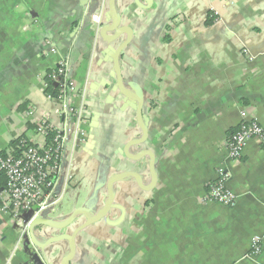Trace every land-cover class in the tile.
<instances>
[{
    "label": "crops",
    "instance_id": "0c3cea01",
    "mask_svg": "<svg viewBox=\"0 0 264 264\" xmlns=\"http://www.w3.org/2000/svg\"><path fill=\"white\" fill-rule=\"evenodd\" d=\"M98 6L99 0H0V153L21 136L37 142L42 119L61 124L42 81L63 57L77 91L72 106L82 101L89 138L83 148L66 145L59 200L31 240L19 242L13 220L0 212V264H61L67 240L36 246L71 236L99 214L108 181L124 173L139 181L129 175L112 185L111 209L76 235L69 264H264V146L250 140L242 159L226 164L232 207L202 202L241 111L264 128V0H113L118 26L132 34L118 70L126 89L142 93L147 134L127 150L132 159L123 149L142 136L137 104L119 93L110 51L128 36L106 43L114 35L99 33L111 24L108 0L99 26L86 16ZM143 151L153 155L154 184ZM68 185L77 195L67 190L61 197ZM77 211L86 214L64 229L47 227ZM256 237L261 254L244 258Z\"/></svg>",
    "mask_w": 264,
    "mask_h": 264
},
{
    "label": "built area",
    "instance_id": "2783aa9c",
    "mask_svg": "<svg viewBox=\"0 0 264 264\" xmlns=\"http://www.w3.org/2000/svg\"><path fill=\"white\" fill-rule=\"evenodd\" d=\"M107 0H99L98 8L86 16L96 25H100ZM49 53L56 49L48 41H44ZM246 53V51H243ZM253 60L252 57L248 58ZM44 91L55 87V94L46 93L47 100L58 104L55 114L61 124L52 126L45 119L36 123L35 131L39 140L35 143L21 142L24 148L20 155L12 151L0 154V172L5 176L6 185L0 192V212L13 220L15 230L20 238L28 235L30 226L52 209L59 197L56 195V185L61 177V161L66 151V145L72 149L85 147L89 143L84 130V105L72 106L76 96V87L69 75V62L66 57L46 72L42 81ZM31 116V113H28ZM256 140L264 146V128L253 119H249L245 111L240 113L237 127L228 133L223 145V162L216 167L215 177L205 185L203 203L218 204L232 207L236 197L229 189L230 173L228 162H239L243 157L246 143ZM72 178L66 177L65 182L71 183ZM84 213L78 211L76 214ZM86 214V213H84ZM261 240L253 239L244 258L257 257L261 254Z\"/></svg>",
    "mask_w": 264,
    "mask_h": 264
},
{
    "label": "water",
    "instance_id": "95a60500",
    "mask_svg": "<svg viewBox=\"0 0 264 264\" xmlns=\"http://www.w3.org/2000/svg\"><path fill=\"white\" fill-rule=\"evenodd\" d=\"M108 7H109V12H108V16H107V19H108L107 21H111V24H110V26L101 27V29L99 30L100 36L104 39L105 35L107 33H114V35H113V37L111 39H104V41L106 43H108V44L114 42L117 38H119L123 34H126L128 36V39L126 40V42L123 45H121L116 50L110 49V51L112 53L113 75L117 79V89H118L119 93L125 99L136 101V104H137V106L135 108L136 109V115H137V122H138V125H139L140 129H141L142 136H141V138L139 140L131 141L130 143H128L123 149L124 154L127 157L132 159L133 157H130L128 155L127 150L130 147L137 146V145L139 146V145L143 144L145 142L146 138H147V134H146V131H145V128H144L145 124L142 122V118H141L142 93L139 90L132 89V87H130L129 89H126L123 86L121 75H120V72L118 70V65H117L116 59L119 56L120 52L125 48V46L130 41L132 34H131V31L128 28L119 27L118 26V20H117V18L115 16L114 8H113V0H108ZM128 90L132 91L134 93V97H131L129 95V93H128L129 91ZM89 147H90V145H89ZM142 156H148L149 159H150L149 172H150V175H151V178H152V184H154L155 179L153 178V165H154L153 155L150 152H148V151H143V153H141L139 157H142ZM129 175L134 176L139 181V179H138V177L136 175L126 174V173L121 174L119 176H114L113 178H111L108 181V184H107L108 201H107V204L104 207V209L99 214H97L95 217H93L91 220H88V221L84 222L82 225H80L71 236H58V237H54V238H51V239L47 240L43 245H37V246L35 244L34 245L36 247H38V248H43L44 246H47L49 244H52V243H55V242H59L61 240H67L68 241V245H69V255L61 264H69L71 262V260L73 259L74 255H75L74 240H75L76 235L81 230L85 229L86 227L99 222L100 220H102L107 215V213L111 209L112 203H113V197H112V192H111L112 185L115 184L118 179L126 177V176H129ZM77 212H75L74 215L71 218H69V220L66 221L65 223L56 222L55 224H51V225H49L47 227H50L53 230L64 229L69 224H72L76 220L77 217H79V216H75ZM84 213H80V215H84ZM37 224H41V218L38 219L37 221H35L30 226L29 231H28V235L26 237H24V238H29L30 240L32 239V230H33L34 226L37 225ZM24 238H20L19 237V239H20L19 242L21 241V239H24ZM34 264H39V263H34Z\"/></svg>",
    "mask_w": 264,
    "mask_h": 264
},
{
    "label": "trees",
    "instance_id": "16d2710c",
    "mask_svg": "<svg viewBox=\"0 0 264 264\" xmlns=\"http://www.w3.org/2000/svg\"><path fill=\"white\" fill-rule=\"evenodd\" d=\"M55 87H49V89H47L45 92L46 93H51V94H55ZM25 141V144H30V142H28L25 137L21 136L20 138L14 140L11 144H10V149L11 151L16 154V155H20L22 150H24V148L19 147L21 145V142ZM1 155H4L5 153H0ZM6 185V181H5V176L2 172H0V190L2 188H4Z\"/></svg>",
    "mask_w": 264,
    "mask_h": 264
},
{
    "label": "rangeland",
    "instance_id": "374dc122",
    "mask_svg": "<svg viewBox=\"0 0 264 264\" xmlns=\"http://www.w3.org/2000/svg\"><path fill=\"white\" fill-rule=\"evenodd\" d=\"M76 187H71V186H66V188H65V190H63V191H61V197H64V195L66 194V191L67 190H69L68 191V196H70V197H72V196H75V195H77V191L76 192H72V190L73 189H75ZM65 191V192H64ZM61 197H60V199H61Z\"/></svg>",
    "mask_w": 264,
    "mask_h": 264
}]
</instances>
